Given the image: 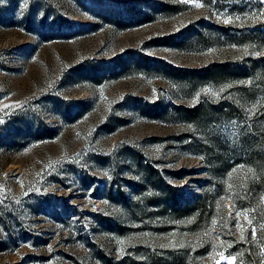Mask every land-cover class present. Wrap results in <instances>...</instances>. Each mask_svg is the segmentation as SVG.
<instances>
[{
  "label": "rangeland",
  "instance_id": "374dc122",
  "mask_svg": "<svg viewBox=\"0 0 264 264\" xmlns=\"http://www.w3.org/2000/svg\"><path fill=\"white\" fill-rule=\"evenodd\" d=\"M253 123L264 131V0H0V264H144L181 251L182 264H247L252 248L251 264H264ZM244 128L261 137L249 155L213 140ZM116 141L138 143L185 194L224 178L216 216L190 226L140 196L139 218L119 217L106 189L127 176L108 161Z\"/></svg>",
  "mask_w": 264,
  "mask_h": 264
},
{
  "label": "trees",
  "instance_id": "16d2710c",
  "mask_svg": "<svg viewBox=\"0 0 264 264\" xmlns=\"http://www.w3.org/2000/svg\"><path fill=\"white\" fill-rule=\"evenodd\" d=\"M209 108L210 113H215L216 119L222 117V108ZM196 109L199 111L196 107L187 108V116L191 118L194 115H197V113H200V111L198 112ZM252 126L256 127L254 129L259 130L261 135H264V131L261 130L263 128H258L255 123H253ZM252 138L260 139L261 137L259 134H253L248 128H244L234 131L230 135L218 133L214 136L213 140L216 141V143H219L221 150L228 148L226 149L227 154L234 159H237L243 155L250 154V142L252 141ZM134 144L136 145L138 143ZM135 145H133V143L116 141L113 145L110 157H108L110 159L108 161L111 168L115 170V176L122 174L127 175L125 176V181H118L116 186L111 185L109 188H106L109 192L114 194L117 199L116 202H120L118 199H122V202H120L121 207H119V217L125 219V221L130 220L131 222L132 219L134 221L135 219H138L137 198L144 196V205L142 209H145L146 205L151 204L154 209L167 216L169 220L183 221L184 223L187 222L188 225L195 227L206 226L210 220L216 216L218 196L225 188L224 178H217V180L214 179V166L212 164H210L211 166H208V168L210 167L209 170L211 171L210 175L212 182L215 180L213 186L209 185V182L207 181H196L199 184V189L185 194L183 188H178L171 182L166 181L164 174H161V171H159L158 168L155 169L151 162H145L142 153L135 148ZM262 151H264V149ZM262 155L264 156V152L263 154H260L261 157ZM227 159H223L218 163L219 166L217 169L221 171V174H223V168H227L231 165ZM163 171H165L170 177L177 179L182 178L186 173L194 172L195 170L187 171L184 169H178L167 171L164 168ZM253 178L260 182H256ZM253 178L252 184L255 185L256 188H259L260 183L264 181V178L259 180L257 174H254ZM122 182H126V187L128 188L131 197L130 200H124L122 197V193H124L122 185L120 184ZM229 197H231V195H229ZM114 224L116 225L114 227L117 229L121 228L120 222ZM185 257L186 255L183 251L164 254V256L153 254L146 257L142 263L182 264ZM256 258V251L252 248V252L247 253L246 256L247 264H251Z\"/></svg>",
  "mask_w": 264,
  "mask_h": 264
},
{
  "label": "snow or ice",
  "instance_id": "6c2138e0",
  "mask_svg": "<svg viewBox=\"0 0 264 264\" xmlns=\"http://www.w3.org/2000/svg\"><path fill=\"white\" fill-rule=\"evenodd\" d=\"M197 6H199V5H197ZM225 22H227V21H225Z\"/></svg>",
  "mask_w": 264,
  "mask_h": 264
}]
</instances>
